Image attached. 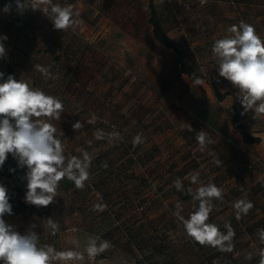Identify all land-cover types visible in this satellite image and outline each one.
<instances>
[{
	"label": "crops",
	"instance_id": "crops-1",
	"mask_svg": "<svg viewBox=\"0 0 264 264\" xmlns=\"http://www.w3.org/2000/svg\"><path fill=\"white\" fill-rule=\"evenodd\" d=\"M8 2L0 0V34L8 37L4 42L5 58L30 86L63 101L61 119L50 122L64 132L61 140L65 154L82 157L87 151L91 167L83 190L76 189L74 183L65 178L59 183L56 203L47 208L32 206L28 211L5 216L6 221L21 233L34 223L33 230L39 235L41 244L51 245L57 251L71 249L84 253L83 260L61 264L141 263L144 256L138 249L165 244L162 232L169 213L176 219V233L184 241L188 240L189 245L203 250V246L186 235L182 223L174 215L175 204L180 201L181 215L187 218L193 201L186 191L178 192L173 181L180 177L185 189L194 190L198 185L190 183L188 174L199 171L202 182H212L223 189V202H215L209 222L217 224L221 231H226L224 225L231 223L236 234L234 247L238 252L247 248L240 232L247 228L257 233L264 228V188L257 186L264 175L261 178L245 173L246 165L254 173L258 167L261 169L258 171L264 173V114L249 111L241 115L243 108L236 99L237 89L218 76L211 49L216 39L227 34L230 25L241 20L252 24L264 39V0H170L167 3L174 17L165 27L170 36L185 41L183 48L195 70L202 71L198 77L206 89L205 92L196 85L190 87L188 111H177V123L171 133L162 130L156 119L149 120L147 109L134 106L127 110V97L117 95V79L121 76L118 78L114 67L87 63L90 50L82 53L84 47L80 51L68 47L66 51L59 44L66 43L65 35L54 30L48 19L27 16L18 20L11 13H4L2 9ZM108 49L111 48L103 46L93 48L92 52L95 55L108 52ZM66 56H70V60ZM36 65L48 67L51 75L45 78ZM185 75L181 73L182 77ZM195 79L191 78L197 84ZM214 87L226 93L224 99H217ZM234 105L238 109V121L233 119ZM77 120L84 127L75 132L71 125ZM90 120L94 122L89 123ZM112 123H117L118 129L113 128ZM187 123L194 131H188ZM239 123L261 140L246 141L244 128ZM98 129L105 133L119 132L120 138L112 142L107 138L97 140L93 134ZM200 129H204L213 141L203 152L195 141V132ZM137 133L142 134L143 143L134 147L132 140ZM217 158L223 162L221 167L215 163ZM170 186L172 194L166 193ZM245 196L254 207L237 220L232 203ZM170 199L172 208H165L166 200ZM97 203L106 205V209L93 211ZM48 217L59 223L60 229L55 235L47 225ZM89 236H99L109 241L111 247L89 259L84 251ZM256 246L264 247L259 238ZM205 247L209 250L210 246ZM248 255L236 257L210 247L209 252L197 255L186 256L177 251L175 258L182 264L201 261L205 264H258V254L251 255V260L246 258Z\"/></svg>",
	"mask_w": 264,
	"mask_h": 264
},
{
	"label": "clouds",
	"instance_id": "clouds-1",
	"mask_svg": "<svg viewBox=\"0 0 264 264\" xmlns=\"http://www.w3.org/2000/svg\"><path fill=\"white\" fill-rule=\"evenodd\" d=\"M13 4L18 15L29 10L39 11L50 21L54 30L63 32L76 29L81 24L80 13L74 10L75 4L67 0L63 5L55 0H9L2 11L11 13ZM7 40V35L0 34V60L7 56L4 43ZM211 52L218 76L237 89L236 99L243 108L241 115L249 111L264 114V39L255 27L244 20L230 25L227 34L214 41ZM35 67L45 78L51 75L48 67ZM195 82L200 84V78L196 77ZM63 112L64 103L59 97L48 95L30 86L27 81L0 71V169L11 156L17 162V168L25 170L20 178L26 181L24 203L27 205L47 208L56 203L60 181L66 178L74 183L76 189L83 190L89 179V153L84 151L82 157L66 155L61 140L64 132L50 122L60 120ZM88 122L93 123L94 120ZM71 127L76 132L84 125L77 120ZM186 127L188 131H194L191 124L187 123ZM93 135L97 140L107 138L109 142L120 138L119 132L105 133L100 129ZM195 141L201 152L213 143L204 129L195 132ZM132 143L134 147L143 143L142 134L137 133ZM215 163L218 167L223 164L218 158ZM9 171L14 173L16 168ZM188 176L191 184L198 185L194 190L191 187L185 189L180 177L173 181V186L178 192L186 191L191 196L193 209L185 218L181 215L182 203L177 201L174 215L182 223L186 235L199 245L210 246L224 253L232 252L236 234L231 223H226V231H221L217 224L209 222L210 214L216 207L215 202H223V189L215 183L202 182L199 171H193ZM10 200L8 187L0 183V264H61L85 258L83 252L71 249L57 251L51 245L41 244L39 235L33 230L36 227L34 223L28 226L27 231H18L5 219V216L14 214ZM232 207L239 220L253 209L254 204L245 196L237 198ZM105 209L106 205L97 203L92 210L102 212ZM47 225L53 235L59 232V223L54 218L48 217ZM257 235L260 243L264 244V228L258 229ZM110 247L109 241L99 236H89L84 251L92 259ZM258 255V264H264V247L259 249ZM246 258L251 260V254Z\"/></svg>",
	"mask_w": 264,
	"mask_h": 264
},
{
	"label": "rangeland",
	"instance_id": "rangeland-1",
	"mask_svg": "<svg viewBox=\"0 0 264 264\" xmlns=\"http://www.w3.org/2000/svg\"><path fill=\"white\" fill-rule=\"evenodd\" d=\"M156 1L169 3L170 0ZM55 2L63 5L66 0H55ZM67 2L75 4L74 10L80 13L81 24L76 29L63 32L56 30L66 37V43L61 41L59 44L66 51L69 48L80 51L84 47L82 52L84 53L85 50L89 49L87 63L97 62L96 64L100 63V65L105 63L107 66L114 67L118 78L119 75L121 76L117 79V95L127 97V110L130 111L131 107L134 106H141L140 108L143 110L147 109L149 120L156 119L157 124L162 125V130H170L168 133H171L177 123V111L179 109L188 111L186 107H188L190 87L193 88L196 85L205 92L206 89L203 84H194L189 76L182 77L174 50L164 47L154 38L152 25L148 21L149 1L67 0ZM11 14L14 19L18 20L33 15L47 19L39 11H30L23 17L15 16L13 11ZM103 46L111 49H108V52H99L94 55L93 48L100 49ZM66 59L70 60V56H66ZM99 59L103 63L99 62ZM7 61L9 60L6 58L0 60V71L5 69ZM129 81H132V84L128 83ZM76 106V104H72L74 109L77 108ZM234 114L232 110V115ZM111 126L118 129L117 123H112ZM258 170L261 169L258 167ZM258 170L254 173L251 167L245 166L246 175L254 174V177L263 178L264 173ZM166 179L170 180L171 176H166ZM260 181L257 186L264 188V179ZM7 187L9 189V186ZM171 189L172 186L167 187L166 193L172 194ZM168 207L172 208V199L166 200L165 208ZM175 225L176 219L172 213L166 214L165 231L162 232L166 244L151 252H149L150 249L143 250L146 258L144 262L138 264H182L178 263L177 258H175L177 251L186 256L210 251V247L208 250L207 247L203 246V250H199L189 245L188 240L184 241L183 237L176 233ZM240 233L241 241H244L249 247L246 246L247 248L240 249L239 252L237 247H234L233 251L230 252L231 255L244 257L248 253L251 255L258 254L260 247L256 246L258 243L257 233H253L247 228Z\"/></svg>",
	"mask_w": 264,
	"mask_h": 264
},
{
	"label": "trees",
	"instance_id": "trees-1",
	"mask_svg": "<svg viewBox=\"0 0 264 264\" xmlns=\"http://www.w3.org/2000/svg\"><path fill=\"white\" fill-rule=\"evenodd\" d=\"M148 6H149V17L148 21L152 25V32L154 38L159 41L161 45L164 47L170 48L174 50L175 53V59L176 62L179 65L181 73L186 74L190 78H196L200 75H202V71H196L195 66L188 57V52H186L184 46V40L181 39H175L168 33L165 24L168 23V21L172 20L174 17L173 11L169 4L167 3H158L156 0H148ZM30 13V11H28ZM34 16V15H33ZM182 45V46H181ZM5 74H13L15 78L21 79L18 73L14 70V67L12 64L7 61L5 69L3 70ZM215 94L217 96V99L222 100L224 99L226 93H223L220 91L218 87H214ZM234 109L236 110V113L233 115V119L235 121H238V109L237 106L234 105ZM239 126L244 128V138L248 142H259L261 140L260 136L253 135L251 132H249L246 127L239 123ZM10 168H16V172L12 173L9 171ZM24 175V170L21 171V169L17 168V162L9 156L7 159L5 165L2 169H0V183L12 185V182L14 183L13 187L16 190L17 194L11 196L10 203L13 205V213L18 214L20 212L28 211L32 206L27 205L24 203V195L26 192V189L23 187L26 184V181H23L20 177ZM263 188V187H262ZM166 244V243H165ZM164 246L161 245L160 247L155 248H142L138 249L144 256L142 259V262L145 260V254L142 252L145 249H150L149 252L153 250H157L159 248H162ZM135 252V250H134ZM141 262V263H142ZM200 263L205 264V262L201 261Z\"/></svg>",
	"mask_w": 264,
	"mask_h": 264
},
{
	"label": "built area",
	"instance_id": "built-area-1",
	"mask_svg": "<svg viewBox=\"0 0 264 264\" xmlns=\"http://www.w3.org/2000/svg\"><path fill=\"white\" fill-rule=\"evenodd\" d=\"M12 11H13L14 15L17 16V17H23V16H25L28 13V11H27L23 15H18L17 12H16V10H15V6L13 7V10ZM5 185L6 186H9V194H12V195H16L17 194L16 190L13 187V185H14L13 182H12V185H8L6 183H5ZM23 187L25 188V185ZM23 199H24V197H23Z\"/></svg>",
	"mask_w": 264,
	"mask_h": 264
}]
</instances>
